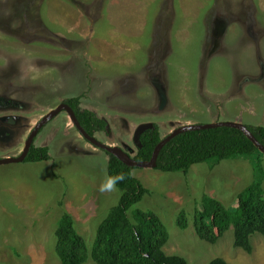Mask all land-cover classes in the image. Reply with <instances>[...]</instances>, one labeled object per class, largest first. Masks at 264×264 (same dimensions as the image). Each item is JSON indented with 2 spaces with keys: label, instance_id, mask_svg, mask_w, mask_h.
<instances>
[{
  "label": "rangeland",
  "instance_id": "rangeland-1",
  "mask_svg": "<svg viewBox=\"0 0 264 264\" xmlns=\"http://www.w3.org/2000/svg\"><path fill=\"white\" fill-rule=\"evenodd\" d=\"M78 96L109 123L97 138L131 156L145 124L163 137L189 124L264 126V0H0V159L20 156L39 122ZM35 145H48L53 159L0 165V264H62L56 230L65 213L92 250L122 195L116 185L100 190L111 180L109 154L66 111ZM256 165L264 190L260 152L188 173L135 167L149 193L132 210L156 213L170 234L165 251L190 264H264L263 234L247 253L233 227L211 244L193 224L204 195L234 209ZM181 211L187 229L177 225Z\"/></svg>",
  "mask_w": 264,
  "mask_h": 264
},
{
  "label": "trees",
  "instance_id": "trees-1",
  "mask_svg": "<svg viewBox=\"0 0 264 264\" xmlns=\"http://www.w3.org/2000/svg\"><path fill=\"white\" fill-rule=\"evenodd\" d=\"M82 97L66 101L73 107L84 127L92 136L107 131L109 123L93 110L82 104ZM255 137L264 145V126L248 125ZM157 124L146 130L140 139L137 161L152 159L157 145L164 139ZM108 152V151H107ZM255 152L262 153L241 130L220 126L181 133L168 142L161 150L157 169L163 172L188 173L196 164L208 162L215 167L222 161L243 158ZM108 173L115 185L121 189L119 203L100 224L92 250L85 238L78 232L75 220L65 213L56 230V252L62 264H86L91 258L97 264H190L180 255H169L165 251L170 234L163 220L152 211L132 208L140 203L149 189L133 174L135 167L124 163L109 153ZM263 154V153H262ZM52 160L48 146H33L25 162ZM256 180L237 197L234 209L225 206L217 198L204 195L201 208L194 214V228L198 236L216 244L233 227L235 246L247 253L254 250L251 237L255 233L264 235V190L258 165ZM121 176L124 179H119ZM132 210V211H131ZM131 212V213H130ZM177 225L187 229L190 225L186 211H181ZM209 264H231L224 258H216Z\"/></svg>",
  "mask_w": 264,
  "mask_h": 264
},
{
  "label": "water",
  "instance_id": "water-1",
  "mask_svg": "<svg viewBox=\"0 0 264 264\" xmlns=\"http://www.w3.org/2000/svg\"><path fill=\"white\" fill-rule=\"evenodd\" d=\"M226 31L225 28H223L221 31H218L217 36H223L224 32ZM62 110H67L68 113L71 116V119L74 123V125L79 129V131L82 133V135L88 139L91 143L94 145L108 151L109 153L115 155L120 160H122L124 163L128 164L131 167H141V168H157V162L158 157L163 149V147L170 142L174 137L177 135L188 132L191 130H202V129H208V128H215L220 126H228L233 127L241 130L243 133H245L251 141L255 143V145L259 148V150L264 154V145L255 137V135L252 133V131L248 128L247 125L235 122V121H222V122H216V123H209V124H189L181 126L177 129H175L172 133H170L168 136H166L156 147L153 157L149 161H137L133 156H131L128 152H126L123 148L119 146H110L107 144H103L100 142L97 138L91 136L81 125L78 117L76 116V113L72 107H70L68 104L63 103L59 105L57 108H54L51 110L42 120L41 122L36 126L35 130L31 134L24 152L18 156V157H5L0 159V165L4 164H10V163H19L24 162L27 158V155L30 151V148L33 144V141L38 134L39 130L52 118H54L56 115H58ZM154 128V125L145 124L138 128L136 135H135V141L140 144V139L143 133L150 129Z\"/></svg>",
  "mask_w": 264,
  "mask_h": 264
},
{
  "label": "flooded vegetation",
  "instance_id": "flooded-vegetation-1",
  "mask_svg": "<svg viewBox=\"0 0 264 264\" xmlns=\"http://www.w3.org/2000/svg\"><path fill=\"white\" fill-rule=\"evenodd\" d=\"M71 98H73V97H71ZM69 99V98H68ZM67 100V99H66ZM66 100H64L61 104H63V103H66V104H68L70 107H72ZM60 104V105H61ZM83 104V103H82ZM59 106V105H58ZM57 106V107H58ZM84 106V105H83ZM56 107V108H57ZM73 108V107H72ZM53 110V109H52ZM64 111H66L67 112V114H69L68 113V111L67 110H62L58 115H60L62 112H64ZM75 111V110H74ZM58 115H56L54 118H52L49 122H47L40 130H39V132H38V134L36 135V137H35V139H34V141H33V144H32V146H31V148L33 147V146H36L35 145V141H36V139H37V137H38V135L44 130V128L50 123V122H52L54 119H56V117L58 116ZM69 116H70V114H69ZM77 116V115H76ZM71 117V116H70ZM101 117V116H100ZM103 118V117H102ZM41 122V121H40ZM39 122V123H40ZM76 127V126H75ZM36 128V127H35ZM35 128L33 129V131L35 130ZM76 130L77 131H79V129L76 127ZM138 130V129H137ZM33 131L31 132V134L33 133ZM80 132V131H79ZM101 132H105V131H99V132H97L96 134H95V136H93V137H95V138H97V134L98 133H101ZM81 133V132H80ZM31 134H30V136H31ZM82 134V133H81ZM30 136H29V138H30ZM83 136V135H82ZM92 136V135H91ZM84 137V136H83ZM29 138H28V140H29ZM85 138V137H84ZM135 138V137H134ZM86 139V138H85ZM98 139V138H97ZM28 140H27V142H28ZM86 140H88V139H86ZM99 140V139H98ZM89 141V140H88ZM100 141V140H99ZM90 142V141H89ZM100 142H102V141H100ZM103 144H105L104 142H102ZM27 144V143H26ZM93 144V143H92ZM94 145V144H93ZM44 146H48V145H44ZM44 146H37V147H44ZM96 146V145H95ZM138 147H139V145H137ZM49 147V146H48ZM98 147V146H97ZM25 148H26V146H25ZM31 148H30V150H31ZM50 148V147H49ZM100 148V147H99ZM25 150V149H24ZM106 151V150H105ZM126 151V150H125ZM24 152V151H23ZM30 152V151H29ZM127 152V151H126ZM137 152H138V150H137ZM137 152H136V154H137ZM50 153H51V149H50ZM129 153V152H128ZM29 154V153H28ZM130 154V153H129ZM135 154V155H136ZM52 155V154H51ZM131 155V154H130ZM135 155H133V157L135 156ZM52 159H53V156H52ZM25 162V161H24Z\"/></svg>",
  "mask_w": 264,
  "mask_h": 264
},
{
  "label": "clouds",
  "instance_id": "clouds-1",
  "mask_svg": "<svg viewBox=\"0 0 264 264\" xmlns=\"http://www.w3.org/2000/svg\"><path fill=\"white\" fill-rule=\"evenodd\" d=\"M119 179H124V177L123 176H121ZM115 183H116V180H108L107 182H106V185H102L101 186V191L102 192H104V191H111V190H113L114 189V187H115Z\"/></svg>",
  "mask_w": 264,
  "mask_h": 264
}]
</instances>
